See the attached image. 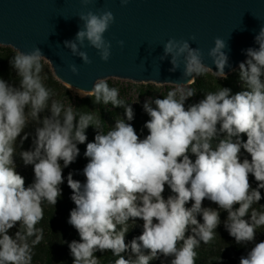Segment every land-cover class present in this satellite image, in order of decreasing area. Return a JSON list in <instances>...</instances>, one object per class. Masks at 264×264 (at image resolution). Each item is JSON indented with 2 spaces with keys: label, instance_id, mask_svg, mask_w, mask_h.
<instances>
[{
  "label": "clouds",
  "instance_id": "1",
  "mask_svg": "<svg viewBox=\"0 0 264 264\" xmlns=\"http://www.w3.org/2000/svg\"><path fill=\"white\" fill-rule=\"evenodd\" d=\"M127 2L121 0L122 5ZM79 19L83 26L74 40L64 42L65 47L84 63H91L81 51L87 41L103 61H108L111 43L104 33L115 21L113 13L89 10L81 12ZM255 42L259 48L246 49L248 59L239 64L246 90L231 94V89L220 87L205 92L203 99L187 107L185 101L195 95L191 90L179 99L169 91L162 99L146 100L143 109L150 119L145 122L148 134L143 139L126 122L133 120V108L125 105L118 90L109 88L103 78L88 91L95 94L94 103L123 107L126 116V120L116 119L106 133L100 118L78 113L71 102L65 107L53 98L56 93L46 87L41 76L44 55L40 48L26 53L9 45L14 49L9 63L19 85L0 78V264H31L32 246L43 235V230L36 228L44 218L43 204L55 206L62 195L63 168L79 156L77 145L87 140L90 125L96 134L84 152L89 158L82 170L85 182L74 180L72 172L67 176L70 198L76 206L67 222L80 237L68 243L73 264H99L94 253L107 250L117 257L113 264H149L161 256L171 258L169 264H196L195 249L201 242L209 244L215 239L221 211L227 213L223 226L235 243L252 244L239 264H264V241L256 242L257 229L264 227V205H259L262 210L253 207L262 199L260 190L264 189V28ZM225 47V42L216 38L209 53L220 78H227L224 68L228 56L221 51ZM164 53L171 54L170 71L180 67V56H184V76L205 71L199 50L188 41L171 39L164 45ZM70 69L78 74L75 64ZM45 109L50 115L41 118L39 114ZM30 122L38 126L32 147L23 150L29 135L24 130ZM18 137L19 156L34 171V180L27 187L14 161ZM242 149L250 159L242 158ZM250 174L257 182L255 188ZM165 185L173 193L166 199ZM205 200L218 208L202 206ZM190 201L191 207H186ZM130 219L133 224L142 220L143 230L126 244ZM17 224L14 236L9 235ZM33 236L36 239L30 245ZM128 249L135 259L121 255Z\"/></svg>",
  "mask_w": 264,
  "mask_h": 264
},
{
  "label": "water",
  "instance_id": "2",
  "mask_svg": "<svg viewBox=\"0 0 264 264\" xmlns=\"http://www.w3.org/2000/svg\"><path fill=\"white\" fill-rule=\"evenodd\" d=\"M89 10L97 14L109 10L114 15V23L104 33L111 43L108 61L87 41L81 48L91 60L87 64L64 45L83 26L80 13ZM261 28L264 0H128L126 5L121 0H88L87 4L83 0H0V46L26 53L40 48L55 79L88 95L101 78L192 84L194 73H183L184 56L177 59L180 67L170 71L172 57L165 56L164 45L171 39L188 41L199 50L206 69L217 75L219 69L209 53L215 39H222L226 47L221 51L228 56L224 73L228 75L248 59L246 49L259 48L255 36ZM72 64L78 74L71 71Z\"/></svg>",
  "mask_w": 264,
  "mask_h": 264
},
{
  "label": "trees",
  "instance_id": "3",
  "mask_svg": "<svg viewBox=\"0 0 264 264\" xmlns=\"http://www.w3.org/2000/svg\"><path fill=\"white\" fill-rule=\"evenodd\" d=\"M14 55L13 50L8 47L0 48V78L8 81L14 86L19 85V80L16 76L15 70L10 66V59ZM42 64V63H41ZM43 70L41 76L45 77L44 83L46 87L54 90L56 95L54 99L60 100L64 103L66 100H71V93L63 86L59 81H57L47 64H42ZM109 88H115L111 84H107ZM191 91L195 92V95L190 97L188 101L185 102V107L189 104L197 103L199 100L204 98L205 92L212 91L215 92L220 87H226L231 89V94H235L239 91L246 90L240 80L239 73L232 74L227 78L218 79L215 76H211L205 72L201 74L194 73V82L188 85ZM119 92L118 98L125 102V105L129 104L134 110V118L132 121H127L125 116V110L123 107H114L109 104H104L102 101L97 104L95 101V94L86 96L84 98L76 97V102L72 103L77 109L78 113H92L94 116L100 118L102 124V131L105 133L110 130L115 124L116 119L124 118L126 122L131 123L136 130L137 134L143 139L147 134L148 130L144 127L145 122L150 119L147 113H143L142 110L133 106L129 100L124 96L123 91L115 88ZM146 93V92H141ZM158 94L155 93V95ZM167 94H160L162 99ZM154 96V95H153ZM196 98L197 101H193ZM51 101H49V104ZM66 103V102H65ZM41 118L43 115L39 114ZM46 115H50L47 109ZM45 116V115H44ZM38 125L36 122H30L25 128L24 132L29 133L28 138L24 141L22 145L23 150H29L32 147V141L35 136V128ZM24 133L21 134L23 136ZM96 134V129L93 126H89L86 129L87 140L84 144H78L79 156L75 162L71 163L68 167L63 168L64 182L60 185L62 189V195L58 198L55 206L44 202V218L36 225L37 229L43 230L42 239L39 243L32 246V261L31 264H73V257L70 254L68 243L72 240H80L78 232L71 226L67 221L69 218L70 211L76 207L74 202L71 200L72 189L69 188L67 183V176L69 172L73 173V179L79 180L81 183L85 182V177L83 175V168L88 163L87 157H85L84 152L86 150V145L88 142L94 141ZM242 139L246 141V135L242 134ZM20 138H17V153L14 155V161L16 164V171L25 178V187L29 186L34 180L33 166H25L21 157L19 156V151L21 150L19 146ZM243 156H248V154L242 149ZM194 159V157H191ZM250 159V156H248ZM63 165V162H60ZM249 181L253 188L257 186V182L254 177L249 175ZM262 199L258 202V205H253V207L260 209L259 205H264V189H261ZM171 190L165 185V191L163 196L165 199L172 195ZM191 201L186 205V207H191ZM204 207L218 208L214 203L205 200L203 201ZM234 207H239L235 205ZM221 224L215 230L217 235L213 241L209 244H203L201 242L200 246L195 250L197 252L196 264H239L240 257L246 255L247 251L250 250L252 244L248 245H238L235 243L233 237L229 235L227 230L223 226V221L227 217V213L224 211L220 212ZM248 217H245L247 219ZM197 219L202 223V217L197 216ZM143 221L136 219L133 224L132 220H129V231L125 234V243L130 244L134 237L139 236L142 233ZM19 224H17L13 229L9 230V235L15 234L18 230ZM119 228V226H118ZM190 233H186L188 235ZM39 235V233H37ZM36 237L29 238V244L31 245L32 240ZM264 241V227L257 229L256 242ZM145 254H148V250H145ZM94 255L99 259V264H113L117 257L113 256L111 250L105 252L97 251ZM125 259H135L134 254L128 249L125 253H121ZM171 258L165 259L161 256L159 259H154L149 262V264H169Z\"/></svg>",
  "mask_w": 264,
  "mask_h": 264
},
{
  "label": "rangeland",
  "instance_id": "4",
  "mask_svg": "<svg viewBox=\"0 0 264 264\" xmlns=\"http://www.w3.org/2000/svg\"><path fill=\"white\" fill-rule=\"evenodd\" d=\"M4 46H0V48H3ZM10 48V47H8ZM11 50H13L12 48H10ZM14 52V50H13ZM247 60V59H246ZM245 60V61H246ZM41 63L42 64H48V62L44 59H41ZM50 68V66H49ZM51 70V68H50ZM52 72V70H51ZM205 73L210 74L211 76H215L218 79H223L220 78L219 75L211 72L210 70L205 68ZM239 73V66L232 71L230 74L226 75V77L230 76V75H234V74H238ZM53 75V73H52ZM54 77V75H53ZM55 78V77H54ZM57 80V79H56ZM58 81V80H57ZM60 82V81H59ZM105 82L107 84H111L112 86H114L115 88H118L119 90L123 91L124 96L127 100H129L131 102V104L133 106H136L137 108H139L140 110H142L143 113H146L143 109V104L145 103L146 100L151 101L152 99L155 98H160V94H167L169 91L175 92L176 93V97L179 99L182 95H186L188 91H190V88L187 86H175V85H157L154 83H138V82H133V81H129V80H122V79H117V78H109L106 79ZM63 86H65L67 88V90L71 93V100H66L63 104L65 105V107H67L69 105V103H74L76 102V97L78 98H84L86 96H90L86 93L82 94L77 92L76 90H74V88L63 84L62 82H60ZM141 92H146V93H141ZM155 95V93H157ZM93 95V94H91ZM154 95V96H153ZM190 99V97L186 100L188 101ZM185 101V102H186ZM193 101H197L196 98H193ZM153 107H155V105L153 104ZM47 109H45L44 112L40 113L41 115H46ZM50 112V111H49ZM242 152V150H241Z\"/></svg>",
  "mask_w": 264,
  "mask_h": 264
},
{
  "label": "bare ground",
  "instance_id": "5",
  "mask_svg": "<svg viewBox=\"0 0 264 264\" xmlns=\"http://www.w3.org/2000/svg\"><path fill=\"white\" fill-rule=\"evenodd\" d=\"M74 90H76L77 92H79V93H82V94H84L85 92H81V91H79V90H77V89H74Z\"/></svg>",
  "mask_w": 264,
  "mask_h": 264
}]
</instances>
